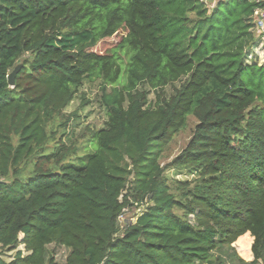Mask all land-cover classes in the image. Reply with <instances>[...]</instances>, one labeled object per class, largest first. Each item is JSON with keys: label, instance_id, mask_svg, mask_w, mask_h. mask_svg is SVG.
Segmentation results:
<instances>
[{"label": "trees", "instance_id": "obj_1", "mask_svg": "<svg viewBox=\"0 0 264 264\" xmlns=\"http://www.w3.org/2000/svg\"><path fill=\"white\" fill-rule=\"evenodd\" d=\"M259 10L0 0V249L17 251L0 264H264V63H247L264 44ZM86 81L100 82L106 121L79 136L65 112ZM190 118V141L163 166ZM132 207L144 210L123 227ZM253 238L245 261L234 245ZM53 245L70 250L63 263Z\"/></svg>", "mask_w": 264, "mask_h": 264}, {"label": "rangeland", "instance_id": "obj_2", "mask_svg": "<svg viewBox=\"0 0 264 264\" xmlns=\"http://www.w3.org/2000/svg\"><path fill=\"white\" fill-rule=\"evenodd\" d=\"M205 4L210 9H213L216 4L218 3V0H203ZM126 35V31H120L117 35L114 37L105 40L102 42L98 47V52H107L111 49L117 47L119 43L122 41L123 37ZM253 53L248 57L247 63L256 62L259 65H262L264 63V44L261 42L258 44L255 49L253 50ZM125 66H123L124 70ZM167 92L171 93V89L167 88ZM101 97V86L99 81L95 82H88L86 81L83 85V87L80 89L78 95L76 96L75 100L71 103V105L66 110V115L78 113L80 117L81 124L76 129V134L79 136L82 135L84 132L85 127H90L94 129H100L104 126V123L106 121L105 111L101 107V104L99 102ZM151 99H154V94H151ZM87 101L88 104L83 106V103ZM197 124V121L194 118H190L188 122V127L185 131L179 133L176 135L173 139V141L164 147L162 152V159L161 163L163 166L171 163L187 146L188 142L190 141L194 128ZM90 145L92 147V152L86 153V149L82 150L81 157H84L86 155L94 153V151L97 148L96 141L91 139ZM170 178H175L179 180H193L194 175H181L177 174L175 172L170 171L169 174ZM144 208L140 207H132L128 210H125L123 216L120 219V224L124 227L125 223H135L138 216L143 212ZM22 237V236H21ZM254 239H241L238 241V243L235 246L238 255L244 259L245 261H252L253 258H250V255L252 251L251 245H253ZM51 251H54L56 254L57 261L63 263L66 260V257L69 253V249L57 247V246H51L49 248ZM19 250L23 251V248L20 247ZM17 251L14 252H8L5 250L0 249V255L4 257L6 261H10L13 259V257L16 255ZM251 259V260H250Z\"/></svg>", "mask_w": 264, "mask_h": 264}, {"label": "built area", "instance_id": "obj_3", "mask_svg": "<svg viewBox=\"0 0 264 264\" xmlns=\"http://www.w3.org/2000/svg\"><path fill=\"white\" fill-rule=\"evenodd\" d=\"M255 16L258 29L264 34V11H256Z\"/></svg>", "mask_w": 264, "mask_h": 264}, {"label": "water", "instance_id": "obj_4", "mask_svg": "<svg viewBox=\"0 0 264 264\" xmlns=\"http://www.w3.org/2000/svg\"><path fill=\"white\" fill-rule=\"evenodd\" d=\"M23 65H18L14 71L9 75V85L11 87L15 86V80H16V76L17 74L21 71Z\"/></svg>", "mask_w": 264, "mask_h": 264}, {"label": "crops", "instance_id": "obj_5", "mask_svg": "<svg viewBox=\"0 0 264 264\" xmlns=\"http://www.w3.org/2000/svg\"><path fill=\"white\" fill-rule=\"evenodd\" d=\"M253 239H254V238H253ZM251 254H252V255H251V256H252L251 259H252V258H253V253L251 252ZM251 259H250V260H251Z\"/></svg>", "mask_w": 264, "mask_h": 264}, {"label": "bare ground", "instance_id": "obj_6", "mask_svg": "<svg viewBox=\"0 0 264 264\" xmlns=\"http://www.w3.org/2000/svg\"><path fill=\"white\" fill-rule=\"evenodd\" d=\"M255 56V55H254ZM246 61V60H245Z\"/></svg>", "mask_w": 264, "mask_h": 264}]
</instances>
